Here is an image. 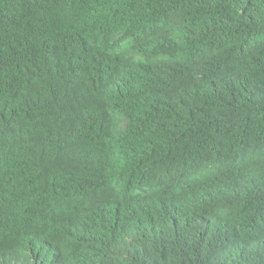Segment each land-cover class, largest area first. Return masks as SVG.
I'll return each instance as SVG.
<instances>
[{
    "label": "trees",
    "instance_id": "obj_1",
    "mask_svg": "<svg viewBox=\"0 0 264 264\" xmlns=\"http://www.w3.org/2000/svg\"><path fill=\"white\" fill-rule=\"evenodd\" d=\"M0 264H264V0H0Z\"/></svg>",
    "mask_w": 264,
    "mask_h": 264
}]
</instances>
